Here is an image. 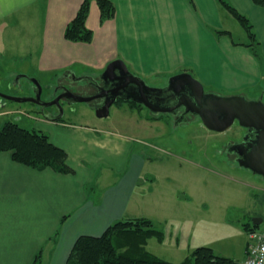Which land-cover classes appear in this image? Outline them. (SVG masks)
Wrapping results in <instances>:
<instances>
[{
    "label": "crops",
    "instance_id": "0c3cea01",
    "mask_svg": "<svg viewBox=\"0 0 264 264\" xmlns=\"http://www.w3.org/2000/svg\"><path fill=\"white\" fill-rule=\"evenodd\" d=\"M83 1L0 0V66L6 59L26 53L31 60L36 57L39 71L49 73V84H56L65 69L77 76H96L111 61L122 59L145 81L190 72L212 88L233 89L238 94L258 88L264 97V7L253 0L228 1L251 20L261 56L253 53L248 42L234 40L232 31V36L219 33L228 30L220 28L231 13L218 0H111L116 15L103 23L100 7L93 0L98 6L94 15H99L91 22L89 14L87 20L93 40L71 41L65 37L66 27ZM37 40L43 41L40 50L23 51ZM18 42L19 50L15 47ZM76 64L83 68L75 70ZM36 122L38 130L67 152L74 173L38 170L16 162L12 151L0 153V264H32L40 249L43 264H67L81 235L100 236L118 220L145 217L158 226L173 222L164 213H151L159 208L157 204L167 202H163L165 198L151 200L144 193L145 189L153 192L157 185L154 179L151 188L147 187L144 180L149 161L146 146H152L145 143L144 135L116 128L100 133L98 123L49 118ZM143 124L141 120L137 125L141 133ZM191 201L190 197H173L176 205ZM164 234L162 241L149 238L146 248L173 264L206 246L184 247L178 238L171 254L165 256L158 247L157 251L151 249L155 239L160 246L167 244ZM247 242L241 254L225 256L242 263Z\"/></svg>",
    "mask_w": 264,
    "mask_h": 264
},
{
    "label": "rangeland",
    "instance_id": "374dc122",
    "mask_svg": "<svg viewBox=\"0 0 264 264\" xmlns=\"http://www.w3.org/2000/svg\"><path fill=\"white\" fill-rule=\"evenodd\" d=\"M96 11L98 6L92 4L89 17L91 22L99 17L98 14L94 15ZM228 15L229 18L222 20L220 29L232 31L233 39L238 42H250L244 26L234 16ZM227 38L230 41L232 39L229 36ZM37 41L24 47L23 51L28 48L40 50L43 41ZM5 44L8 46L10 42L6 41ZM20 46L18 42L15 47L19 50ZM25 54L15 56L13 60L6 59L5 65L0 66V91L20 97L35 95L36 83L31 78H36L43 89L42 98L50 102L56 92V84H49V73L39 71L36 57L31 60ZM82 68L79 64L74 67L78 71ZM67 70H63V73ZM172 76H157L146 82L150 87H162ZM204 87L206 91L222 95L238 94L233 89H215L208 84ZM257 89L248 88L239 92H244L249 99H257L263 93V90ZM134 103L114 106L108 117L101 118L86 103L74 101L75 109L67 108L63 120L73 124L98 123L100 133L111 128L121 129L126 134L140 133L144 135L145 143L152 145L146 146L149 161L144 171V180L147 187H150L154 179L157 185L153 186V192L145 189L144 193L151 200L165 198L163 202L167 201L163 206L157 204L159 208L151 213H164L173 218L172 223L159 225L168 236L167 244L160 246L155 239L151 242L152 250L157 251L158 247L160 254H171L179 238L184 247L206 245L213 247L222 256L241 254L249 239L244 226L250 225L264 231V177L239 166L234 154L226 151L228 143L242 139L244 127L236 121L229 129L219 132L211 130L199 117L193 116L189 122L170 126L164 116L153 117L144 104ZM39 106L0 96V127L14 120L30 130L39 128L36 121L45 120L39 112ZM141 120H144L142 133V129L137 126ZM173 197H190L192 201L176 205L173 204ZM149 207V204H144L145 210L151 211ZM256 219L260 221L258 225L254 224Z\"/></svg>",
    "mask_w": 264,
    "mask_h": 264
},
{
    "label": "trees",
    "instance_id": "16d2710c",
    "mask_svg": "<svg viewBox=\"0 0 264 264\" xmlns=\"http://www.w3.org/2000/svg\"><path fill=\"white\" fill-rule=\"evenodd\" d=\"M92 1H83L77 15L66 27L65 37L67 39L82 42L93 40L94 31L87 25ZM96 1L100 7L102 23L115 17L116 6L113 1ZM218 1L244 26L251 39L246 45L252 47L256 56H261L256 47L259 42L256 38L254 25L249 17L240 12L228 0ZM253 1L264 7V0ZM219 33L232 36L228 30L219 31ZM4 151H12L13 159L16 162L38 170L52 168L64 174L74 173L68 164L67 152L55 146L47 133L38 129L24 128L14 120L8 121L0 127V153ZM244 228L247 233L256 229L250 225L244 226ZM152 237H157L160 241L165 238L164 231L153 220L145 217L118 220L100 236L81 235L72 248L67 264H173L147 250L146 244ZM32 264H43L41 249ZM179 264L242 263L233 258L216 254L212 247L200 246Z\"/></svg>",
    "mask_w": 264,
    "mask_h": 264
},
{
    "label": "water",
    "instance_id": "95a60500",
    "mask_svg": "<svg viewBox=\"0 0 264 264\" xmlns=\"http://www.w3.org/2000/svg\"><path fill=\"white\" fill-rule=\"evenodd\" d=\"M119 69L128 77L127 86L131 93L125 96L126 100L144 104L151 109L152 113L166 111L165 105L171 100L175 101V108L183 106L186 115L193 114L199 117L203 123L215 131H225L236 121L246 128L248 132L242 141L228 143L226 151L237 154L239 166L251 170L253 173L264 177V100L263 98L249 99L244 94L222 95L214 91H206L204 84L190 72H181L170 77L168 83L162 87H150L147 82L138 75L131 72L122 59L111 61L105 73L114 74ZM72 73L71 71H66ZM74 74V73H73ZM39 87L36 98L12 96L0 91L2 98L16 102H35L41 99L42 86L36 78H31ZM75 101L86 102L90 97L75 95ZM62 95L48 102V105L60 104ZM113 101L102 108H94L98 117L110 115ZM61 106V105H60ZM63 113L52 118L59 120ZM260 221L255 220L256 225Z\"/></svg>",
    "mask_w": 264,
    "mask_h": 264
},
{
    "label": "flooded vegetation",
    "instance_id": "af4514ba",
    "mask_svg": "<svg viewBox=\"0 0 264 264\" xmlns=\"http://www.w3.org/2000/svg\"><path fill=\"white\" fill-rule=\"evenodd\" d=\"M56 83V92L52 97V101L55 100L58 96L59 92H62L59 95H62L63 98L60 99V104H53V106H48V100L39 99V101L32 102L39 106V112L42 116L47 118H54L63 113H66V109L69 108L74 110L75 106H73L75 101V95H81L84 97H90L89 101H86L87 106L94 110V108H102L107 103L113 101L112 107H120L122 103H131L132 101L126 100L125 96L131 94L128 91L127 86V75L121 70L117 69L114 74H106L105 71L99 74L98 76H90V75H80L77 76L73 73L64 72L59 75ZM36 94L30 97L36 98L39 87L35 84ZM43 91V89H42ZM41 91V92H42ZM42 94V93H41ZM259 98H264L262 95ZM258 99V98H257ZM51 100H49L51 102ZM61 105V106H60ZM68 106V107H67ZM145 106V105H144ZM146 107V106H145ZM166 111H158L156 113H152L151 109L146 107L151 116L159 118L164 116L167 120L166 123L172 126H178L181 123L189 122L191 117H197L193 114H188L186 117L188 118L186 121L181 120L182 116L185 112V108L180 106L179 108H175V101L171 100L165 106ZM95 111V110H94ZM96 113V112H95ZM61 118V119H62ZM62 119V120H63ZM171 123V124H170ZM244 135L248 132L246 128ZM243 135V137H244ZM242 137V139H243ZM242 139L240 141H242ZM240 141H232V143L240 142ZM235 161L237 162L238 155L234 154ZM238 163V162H237Z\"/></svg>",
    "mask_w": 264,
    "mask_h": 264
},
{
    "label": "built area",
    "instance_id": "2783aa9c",
    "mask_svg": "<svg viewBox=\"0 0 264 264\" xmlns=\"http://www.w3.org/2000/svg\"><path fill=\"white\" fill-rule=\"evenodd\" d=\"M246 257L242 264H264V231L248 232Z\"/></svg>",
    "mask_w": 264,
    "mask_h": 264
}]
</instances>
